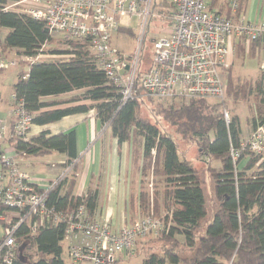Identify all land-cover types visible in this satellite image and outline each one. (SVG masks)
<instances>
[{"label": "trees", "instance_id": "1", "mask_svg": "<svg viewBox=\"0 0 264 264\" xmlns=\"http://www.w3.org/2000/svg\"><path fill=\"white\" fill-rule=\"evenodd\" d=\"M12 1L15 0H0L2 56L10 58L14 49L27 56L43 53L44 46L54 40L53 33L44 21L7 10ZM153 9L163 12L165 17L167 12L170 15L167 27L172 24L174 6L169 0H155ZM211 9L234 21H239L244 11L241 0L235 14L227 0H212ZM4 29L8 30L5 35ZM144 41L145 38L143 48ZM254 42L264 47L260 40ZM86 46L83 41L73 40L66 51H56L68 55L67 59L26 63L28 70L20 71L13 85L10 108L22 99L36 125L95 111L100 123L111 129L119 143L132 142L133 173L138 174L140 193L139 199L129 200L128 210L136 213L140 209L163 223L157 235L139 239L131 253L146 252L142 264L182 261L185 264H264V159L246 147L233 160L231 148L239 149L245 141H242L239 117L234 114L228 123L223 107L227 98L251 99L249 108L256 114L251 113L250 118L254 129L264 123V75L256 80L230 75L225 81V99L218 104H209L206 101L209 97H197L179 104L155 105L152 120L142 115L141 107L158 99L138 91L134 98L123 103L118 87L98 67ZM151 56L144 52V63H149ZM72 92L78 93L67 99L59 98ZM162 123L172 128L177 138L169 129L165 131ZM180 137L200 146V160L205 162L206 172L213 181L220 205L209 222L205 179L195 160L181 156L177 141ZM12 142L17 153L25 156L63 153L67 158L64 166L71 167V171L77 168L79 156L74 129L55 134L42 130L29 141L14 137ZM244 159L247 161L241 166ZM215 161L218 167L213 165ZM70 174L48 191L49 202L57 208L71 209L84 199L93 215L98 191L89 189L85 194L75 195V175ZM63 234V224L41 226L34 235L29 233L27 223L22 224L17 231L19 247L25 245L24 251L27 246L35 247L39 258L23 253L24 258L18 255L13 264H66ZM145 241L162 244L145 246L142 244ZM183 246L191 248L193 254L184 257Z\"/></svg>", "mask_w": 264, "mask_h": 264}, {"label": "built area", "instance_id": "2", "mask_svg": "<svg viewBox=\"0 0 264 264\" xmlns=\"http://www.w3.org/2000/svg\"><path fill=\"white\" fill-rule=\"evenodd\" d=\"M174 6L172 24L153 41L149 63L143 61V40L150 18L161 19L163 12L153 9L155 0H19L7 10L26 13L46 23L52 33L67 40L86 43L98 67L118 87L123 103L138 91L158 100L183 97L225 99L226 85L222 68L228 65L229 40L244 37L264 44V21H234L211 9L212 0H169ZM236 10L239 0H227ZM143 19L140 46L125 54L111 45L113 32L121 27V18ZM21 54L19 60L2 56L0 72L19 61L34 63L43 56ZM187 100V101H188ZM12 123L0 118V264H13L19 255L18 228L27 223L34 235L44 225L63 224L62 242L72 264H113L122 254H131L139 239L157 235L162 220L141 214L121 229L113 231L108 221L92 215L82 199L73 208H57L48 199V191L64 180L65 169L55 178H34L16 158L14 137L31 139L33 116L18 100L11 109ZM226 121L230 122L225 111ZM264 159V123H259L241 148H231L236 161L243 148Z\"/></svg>", "mask_w": 264, "mask_h": 264}, {"label": "crops", "instance_id": "3", "mask_svg": "<svg viewBox=\"0 0 264 264\" xmlns=\"http://www.w3.org/2000/svg\"><path fill=\"white\" fill-rule=\"evenodd\" d=\"M241 2L244 11L239 17V20L244 19L248 22L264 21V0H241ZM233 14H235V12ZM7 31V29H4L3 34L5 35ZM15 51L17 52L21 50L14 49V52ZM43 56L45 57L49 55L43 54ZM252 60L258 61V64H256L255 67L260 70V72L256 74L257 70L253 75L256 76V79L260 78L264 75V47L259 43H253L246 39H241L238 36L232 37L229 40L228 65L221 69L224 80L227 81L230 75L235 78L241 77L248 79L249 71H246V69H248L249 62ZM5 77L6 75L3 74L0 76V95L2 89L1 84ZM247 105L249 107V103ZM10 111L7 118L2 117L8 124L12 123V115ZM255 115L254 111L253 116ZM251 117L252 114L247 117L245 125L240 122L242 141H245V139L248 140V136L254 129L255 124L252 120H248V118ZM256 119L258 118L256 117ZM105 127L109 128L100 123L95 111H91L89 113L68 115L59 121L46 125L34 124L31 131L34 130L35 133L30 132V136L34 137L42 130H49L52 134L66 132L71 129L76 131L79 156L77 160L78 165L74 171H71V167H68L70 169L69 174L71 173L73 176L75 175L76 183L73 190L74 194L82 195L89 189L97 190L98 204L93 215L100 221H108L112 230L118 232L125 222H129L133 218L135 219L136 217H139L142 213L139 208L136 213H132L128 210L129 200L139 199L140 183L138 180V174L134 175L133 173L134 148L132 142L126 141L119 143L111 129L109 133L101 132ZM55 155L58 157L56 163L61 165L64 164L67 159L66 155L59 152H52L50 154L39 156H25L16 153V158L19 160L22 167L28 171L29 162L33 163L30 159ZM246 161L247 159H244L241 164H244ZM56 176L58 175H49L50 179L55 178ZM133 215H135V217L132 218ZM123 219L127 220L123 221ZM179 238L182 239L181 236H179ZM62 244L63 247L66 248L63 242ZM142 244L145 246L153 245L158 247L162 243H153L149 241L146 243L145 241ZM183 248L184 257L193 254L191 248L187 246H183ZM124 255H120L119 258L122 259ZM179 264L185 263L182 261Z\"/></svg>", "mask_w": 264, "mask_h": 264}, {"label": "rangeland", "instance_id": "4", "mask_svg": "<svg viewBox=\"0 0 264 264\" xmlns=\"http://www.w3.org/2000/svg\"><path fill=\"white\" fill-rule=\"evenodd\" d=\"M11 3V2H10ZM164 14V13H163ZM163 15L162 19H152L150 18L148 20V31L147 34L145 35V41H144V48L143 51L146 52V56L149 54L152 55L153 53V41L156 37L164 34V31L167 28V21L169 20V16L167 15V12ZM165 21V22H164ZM143 19L139 18L138 16L134 17H126V18H121L120 23L121 27H119L118 31L113 32L112 37H111V45L117 50L123 51L125 54H130L135 52L136 49L139 48L140 46V39L142 36V30H143ZM169 24V23H168ZM131 31V32H130ZM53 41L52 43H49L44 46V55H49V56H42L40 60H63L67 59L69 56L66 54L62 53H56V51H66L69 49L70 43L73 40H67L63 38L61 35L57 33H53ZM146 46V48H145ZM87 47V46H86ZM88 49V47H87ZM16 52V51H15ZM14 51L9 54L11 60H19L20 55L22 54L21 51H17L15 54ZM30 64L29 62L25 60H21L20 63L16 65L11 66L9 69L3 71L1 70V75H6L4 80L2 81L1 84V95H0V118H7V115L10 111L11 103H12V91H13V85L16 82L18 78V74L20 71H27L29 66L27 64ZM258 64L257 60H252L249 62V67L246 69V71H249L248 74V79H256V76L253 74L256 72H260L258 68L255 67V65ZM0 75V76H1ZM78 92H72L65 94L63 96H60L59 98L61 99H67ZM188 99H185L183 97H174L172 99H166V100H154L153 102H147L148 104H144L145 106L142 105L141 107V112L142 115L146 119H151L153 120L152 116L154 114L151 112L152 108L155 107V105L158 104H164V105H170L172 103H182L184 101H187ZM222 100V99H221ZM227 104L225 102V105H223L225 111L229 112V117L232 118L234 113L239 117L240 122L245 125L247 121V117L254 112H251L248 107V100H240V101H234L232 98H227ZM209 104H218L220 103V99L217 98H208L206 100ZM9 116V115H8ZM150 116V117H149ZM2 118V119H3ZM226 119V116H225ZM5 120V119H4ZM250 120V118H248ZM162 128L166 131L167 129L170 130L171 133H173L172 128H169L166 123L161 124ZM31 132L35 133L34 130ZM103 133H109L110 128L105 127L104 129L101 130ZM174 134V133H173ZM251 135V134H250ZM248 136V138L250 137ZM174 136L177 138V136L174 134ZM213 137V134L211 135ZM247 138V139H248ZM179 145H180V154L181 156H186L188 158H191L196 161L197 166L200 168L202 171L203 178L205 179L204 181V188L206 191L207 195V205L210 210L208 222L211 221V214L219 207L220 202L216 198L214 194V184L213 181H211L210 177L208 176V173L206 172V164L203 160H200V154H199V148L198 144L193 141V140H187V139H182L181 137L177 139ZM245 141H247L245 139ZM32 162H29L28 164V172L34 177L38 178L40 180H45L48 181L50 179L49 175H59L61 174L64 169H68V167L64 168V164H58L56 163L58 160L57 155L55 156H48V157H38L35 159H30ZM213 165L218 167L219 163L218 162H213ZM243 166V164H241ZM61 166V167H60ZM241 167V166H240ZM123 168V166H122ZM63 169V170H62ZM42 174V175H40ZM38 175V176H36ZM49 177V178H48ZM142 214V213H141ZM163 214V213H162ZM126 221L127 219H123V221ZM122 221V223H123ZM0 234H3L2 227L0 225ZM182 239H184L183 235H180ZM27 250L24 251L25 255L31 256L33 259L39 258L38 253L33 246H27ZM24 255V254H23ZM124 255V254H123ZM147 255L146 252H139V253H134V254H129V255H124L122 259H119L116 263L113 264H142L143 259ZM63 258L65 260L66 264H72L71 260L68 257L66 248L64 247V253H63Z\"/></svg>", "mask_w": 264, "mask_h": 264}, {"label": "water", "instance_id": "5", "mask_svg": "<svg viewBox=\"0 0 264 264\" xmlns=\"http://www.w3.org/2000/svg\"><path fill=\"white\" fill-rule=\"evenodd\" d=\"M24 249H25V245H21L20 248H19V258L20 259L24 258V255H23Z\"/></svg>", "mask_w": 264, "mask_h": 264}, {"label": "bare ground", "instance_id": "6", "mask_svg": "<svg viewBox=\"0 0 264 264\" xmlns=\"http://www.w3.org/2000/svg\"><path fill=\"white\" fill-rule=\"evenodd\" d=\"M229 113V112H228Z\"/></svg>", "mask_w": 264, "mask_h": 264}]
</instances>
